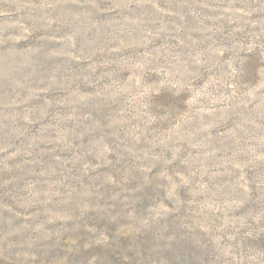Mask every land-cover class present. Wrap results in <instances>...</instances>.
Segmentation results:
<instances>
[{
  "label": "rangeland",
  "instance_id": "obj_1",
  "mask_svg": "<svg viewBox=\"0 0 264 264\" xmlns=\"http://www.w3.org/2000/svg\"><path fill=\"white\" fill-rule=\"evenodd\" d=\"M0 264H264V0H0Z\"/></svg>",
  "mask_w": 264,
  "mask_h": 264
}]
</instances>
